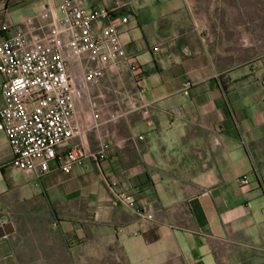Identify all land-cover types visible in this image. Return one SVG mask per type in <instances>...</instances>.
<instances>
[{
	"label": "crops",
	"instance_id": "1",
	"mask_svg": "<svg viewBox=\"0 0 264 264\" xmlns=\"http://www.w3.org/2000/svg\"><path fill=\"white\" fill-rule=\"evenodd\" d=\"M63 1L0 0V32L34 19L43 34ZM120 1L138 69L110 67L85 84L83 132L71 141L83 162L39 176L13 165L0 130V264L15 252L16 216L45 206L68 239L98 229L128 264H264V29L200 14L198 0ZM84 62L71 72L82 75ZM116 190L135 205L115 204Z\"/></svg>",
	"mask_w": 264,
	"mask_h": 264
},
{
	"label": "built area",
	"instance_id": "2",
	"mask_svg": "<svg viewBox=\"0 0 264 264\" xmlns=\"http://www.w3.org/2000/svg\"><path fill=\"white\" fill-rule=\"evenodd\" d=\"M122 6L120 0L102 6L64 0L62 15L38 27L45 28L43 34L34 19L11 35L0 32V130L8 137L13 165L41 176L54 166L70 172L83 162L85 148L71 141L83 132L75 113L85 84H100L110 67L138 69L122 40L120 25L130 20ZM50 15L46 10L41 16ZM82 60V75L72 73L71 64ZM109 147L105 142L96 156L104 157ZM120 201L135 205L132 194L116 190L114 202Z\"/></svg>",
	"mask_w": 264,
	"mask_h": 264
},
{
	"label": "rangeland",
	"instance_id": "3",
	"mask_svg": "<svg viewBox=\"0 0 264 264\" xmlns=\"http://www.w3.org/2000/svg\"><path fill=\"white\" fill-rule=\"evenodd\" d=\"M198 2L200 14L219 15L221 23L227 24L230 17L239 27L245 17L251 23L253 34L260 27L264 29V0ZM16 217L19 231L15 252L5 264H128L118 255L114 244L101 243L98 229L86 239H68L56 223V216L46 206L41 211H27Z\"/></svg>",
	"mask_w": 264,
	"mask_h": 264
}]
</instances>
